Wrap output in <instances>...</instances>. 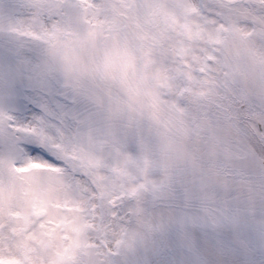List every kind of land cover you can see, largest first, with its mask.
Instances as JSON below:
<instances>
[{
    "label": "snow or ice",
    "instance_id": "6c2138e0",
    "mask_svg": "<svg viewBox=\"0 0 264 264\" xmlns=\"http://www.w3.org/2000/svg\"><path fill=\"white\" fill-rule=\"evenodd\" d=\"M22 101L60 140L0 155V264H264V35L226 4L0 0V140Z\"/></svg>",
    "mask_w": 264,
    "mask_h": 264
},
{
    "label": "clouds",
    "instance_id": "9594fccd",
    "mask_svg": "<svg viewBox=\"0 0 264 264\" xmlns=\"http://www.w3.org/2000/svg\"><path fill=\"white\" fill-rule=\"evenodd\" d=\"M220 3L226 4L231 11L233 22L241 29V35L245 39H251L257 34L264 35V0H219ZM221 39L230 37L231 33H218ZM201 43H206L202 41ZM223 45H221L222 47ZM260 49H257V53ZM193 68L190 69L192 80L184 78L187 86L197 89V84L200 79V73L196 70L195 62ZM161 91L167 94L168 89L161 85ZM257 103H264L257 101ZM12 116L11 120L3 121V127L6 131L7 142L0 140V155L6 154L8 145H14L19 151L25 152L23 145L31 143L37 132L44 128L45 133L54 138L55 142H59L60 138L53 126L54 122L48 117H44L46 123L41 124L40 120L34 119L35 115L44 116L42 112L35 109L33 105L27 101L18 103L15 108L9 112ZM78 163V161H72ZM42 164V160L36 156L29 157L26 153L22 157L14 160L12 165L13 173L21 179H34L39 185L47 183V170L38 167ZM110 191H114L110 189ZM129 222H132V217L129 215Z\"/></svg>",
    "mask_w": 264,
    "mask_h": 264
}]
</instances>
